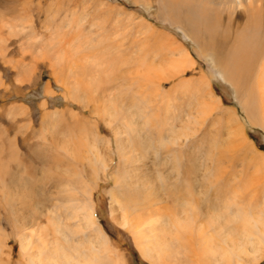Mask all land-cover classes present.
I'll return each mask as SVG.
<instances>
[{
	"label": "rangeland",
	"instance_id": "374dc122",
	"mask_svg": "<svg viewBox=\"0 0 264 264\" xmlns=\"http://www.w3.org/2000/svg\"><path fill=\"white\" fill-rule=\"evenodd\" d=\"M168 11L158 0H0V264L48 263L59 238L49 208L68 251L107 241L101 264H214L207 243L236 239L246 213L264 215L255 151L264 153V128L209 53L165 16L180 10ZM243 15L232 18L235 34ZM177 46L194 61L184 71ZM249 88L264 111L263 78ZM102 149L106 167L95 154ZM157 216L173 223L163 236L181 235V245L165 257L157 247L154 262L143 250L157 243L148 226Z\"/></svg>",
	"mask_w": 264,
	"mask_h": 264
},
{
	"label": "bare ground",
	"instance_id": "6f19581e",
	"mask_svg": "<svg viewBox=\"0 0 264 264\" xmlns=\"http://www.w3.org/2000/svg\"><path fill=\"white\" fill-rule=\"evenodd\" d=\"M158 1L161 2V8L164 10L166 9L167 12H169L168 8L169 9H175V10H177V8H178L180 10L181 13H176L175 15L174 14L171 15L170 13H168L165 16L171 22L179 23V25L184 27L185 32L187 31L188 34L190 35V37H192V39H194L195 42L197 44H199V46L202 49V52L205 51V52L209 53V55L211 56L210 59L212 60L214 66L217 68V70L219 71L221 76H223L225 79L228 78L231 82H233L235 84V86L237 88V96H238V100H239L238 102H240V104L242 103L243 107L247 111V115L249 116V119L251 120V122L255 123V124H259L258 125L259 127L264 128V111H262L263 107H261L259 105L255 106V100H259V99H257L258 98L257 96H256L257 97L256 99L254 97L256 90L254 88H252L253 90H250L251 87L249 88V86L252 83V79L254 80V78H256V79L258 78V83L260 82L261 77L264 80V0H158ZM239 10H241L242 13L244 14L243 16L246 17V21H245L244 25H243V23H241V21H240V23L236 22L238 27L235 29L237 31V33L235 34L232 30L233 24L235 22L233 23L232 18H234L235 15L238 16ZM175 12H177V11H175ZM239 24H240V26H242V25L243 26H242V29L238 30ZM198 27H199V29H197ZM235 27H236V25H234V28ZM223 28H225V30H223ZM198 30H200V31H198ZM250 41L251 42L254 41V45L249 43ZM176 48H178L177 50H179V53H178V57H177L175 63L177 66L180 67V69H182V71H184L185 65H186L185 63L193 64L194 61L190 57L188 50L183 51V50H181L183 48L181 47V49H180L178 46ZM94 55H96V54H94ZM110 55L111 54H109V56ZM104 56H102V57H104ZM109 56H107V57H109ZM85 58H87V57H85ZM89 58H87V59L89 60ZM94 58H96V56ZM97 59H98V56H97ZM115 60H117V58ZM109 61H110V59H109ZM101 62L104 63L103 61H101ZM120 62H121V59H120ZM223 62H224V64H222ZM95 63H97V65H98V62H95ZM95 63H93V64H95ZM102 63L99 62V65H101ZM110 64L113 65L114 61H113V63H110ZM112 65H109V68ZM107 67H108V65H107ZM103 68H105L104 65H103ZM113 70H115V69H113ZM261 88L263 89L262 85H260V89ZM251 93H254V96ZM211 95L214 96L213 94H211ZM114 98H116V97H114ZM214 100L217 102V104L219 106L220 99H218L214 96ZM108 101H107V103H108ZM110 101H111V99H110ZM109 112H110V110H109ZM112 112L110 114H112ZM135 122H136L135 124H137V120ZM122 133H124V132L122 131L121 134ZM243 136H244V134H243ZM245 137H243V138H245V140H243V142L247 143L248 146L253 148L254 145H253L252 141L249 139L248 136L245 135ZM127 140L125 139V142ZM125 142H123V143H125ZM94 144L97 146L96 143H94ZM105 144L107 145V143H105ZM96 146H94V147H96ZM127 146H129L127 149V153H128L130 150V142L128 143ZM97 147H96V149L94 148V150H99V149H97ZM103 148H104V146H103ZM124 148H125V146L123 147V149ZM255 151L264 160V153L257 151V150H255ZM95 154H96V158L98 159V162H100L105 167L108 166L107 159L105 157L106 154L103 153V149H102V151L100 150V151L95 152ZM109 156H111V154H109ZM40 198H39V200L42 199V198L41 199ZM178 199H179V197H178ZM43 203H42V205H43ZM44 209H45V205H44ZM81 209H83L82 215H84L83 219L86 221L87 227H90V226L94 227V225L96 224L97 221L93 215L94 214L93 209L87 207L86 205H83V207ZM47 212L49 215V222L51 224V228L53 229V232L55 234H57L55 236L56 237L59 236L58 239L57 238L54 240L52 239L54 241L52 243V249H51L52 251H50V254H52V255L47 257L48 258L47 264H59L60 260L63 262V264L64 263L65 264H101L103 262L102 255L100 256L99 254H101V252H103V250H104V252H107L106 250H109L107 248V246H103V244H105L107 242L106 240H105L106 242H104V241L102 242L101 240H99V241L98 240H96V241L92 240L93 246L90 248L89 252L88 251L82 252L80 249L72 248L73 246H70L72 249L69 247L71 249L70 250L71 252H70L66 249L68 247L67 244L65 245V243L63 241H61V239H63L66 242H69L67 240V237L65 235L66 233L64 231L65 225H63V223L60 221V219H61L60 216H58L57 212L54 211V209L49 208V210H47ZM250 215L251 214L246 213L245 217H243V218H245L244 226H243V229L241 231L239 230L240 232L237 235V238H236L237 240L232 238V237H229L230 235L226 236L223 234L221 241H214L212 244L207 243V245L205 247H203L205 254H209V255H212L214 257V260H213L214 264H229V263H231V261L233 259L236 262L235 264H243V260L246 258H251V260L248 264H257L259 261H262V259L264 258V250H263L264 249V215H263V213H262V216H260V215L250 216ZM234 217H236V216L234 215ZM168 219L163 221V218L161 219L160 217L157 216V217L150 218L148 221V226L150 228H152L151 229L152 236H154L155 239H157V243L155 246L146 245V247H145L146 249H144L143 252L145 253V255H147L149 258H151L152 261H154V259H159V258L161 259L162 258L161 254H159L158 252H155V249L157 247L160 249V251L162 253H164V257L166 255L170 256L171 251H173L171 244H173V242H175V243H178V245H179L181 242V238L179 239V237H181L180 234H179L180 236H177V237L171 236V238L167 237V236H163V235L167 234V233L163 234L164 230H166V229H169L170 231L173 230V223H170V220H168ZM180 220H184L186 222V219L181 218ZM157 221H158V223L164 224V225H161L162 228L159 230L160 233L154 227V226H156L155 224ZM176 221H177V223L174 221L176 223V225H174L176 227V231H177L176 233H178V232L181 233V231L184 230L186 227L184 224L181 223V221H179V220H176ZM184 221H183V223H184ZM226 222H228V221H226ZM165 224H167V226H165ZM45 229H48V228H45ZM49 231H47V232H49ZM223 231H225V230L223 229ZM232 231H233V229H232ZM99 232L102 235L104 234L101 230ZM172 233H174V230ZM45 234L47 235L46 232H45ZM226 234H228V233H226ZM231 235H233V234H231ZM46 237H48V236H46ZM27 239H28V237L26 238V240ZM170 240H171V243H170ZM68 244H70V243H68ZM37 246H39V245H37ZM30 247H31V245H30ZM42 247H43V244H42ZM74 247H75V245H74ZM44 248H45V246H44ZM24 249H23V253L25 251ZM35 250H36V248H35ZM35 254L37 255L38 253H35ZM28 255H30V254H28ZM156 255H159V256L156 257ZM25 257H26V254H25ZM245 264H247V263L245 262Z\"/></svg>",
	"mask_w": 264,
	"mask_h": 264
}]
</instances>
